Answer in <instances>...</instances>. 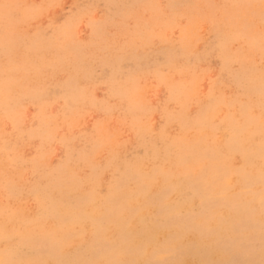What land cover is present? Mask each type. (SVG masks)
<instances>
[{"label":"rangeland","instance_id":"1","mask_svg":"<svg viewBox=\"0 0 264 264\" xmlns=\"http://www.w3.org/2000/svg\"><path fill=\"white\" fill-rule=\"evenodd\" d=\"M263 221L264 0H0V264H264Z\"/></svg>","mask_w":264,"mask_h":264},{"label":"bare ground","instance_id":"2","mask_svg":"<svg viewBox=\"0 0 264 264\" xmlns=\"http://www.w3.org/2000/svg\"><path fill=\"white\" fill-rule=\"evenodd\" d=\"M257 68V67H256ZM245 76V75H244ZM259 76V75H258ZM7 88V87H6ZM10 94V93H9ZM249 96V95H248ZM9 98V97H8ZM261 99V98H260ZM241 100H243V99H241ZM255 103V102H254ZM260 103V102H259ZM179 168V167H178ZM181 168V167H180ZM190 171V170H189ZM190 178V177H189ZM187 179V178H186ZM205 180V179H204ZM192 181H194V180H192ZM170 182V181H169ZM174 182V181H173ZM204 182V181H203ZM199 185V184H198ZM231 190V189H230ZM228 193V192H227ZM91 194V193H90ZM222 196V195H221ZM88 197H90V196H88ZM224 197V196H223ZM239 199V198H238ZM90 201V200H89ZM84 212H86L85 210H84ZM88 214V213H87ZM119 219V218H118ZM254 219V218H253ZM118 222H119V220H118ZM257 222V221H256ZM264 222V221H263ZM132 231V230H131Z\"/></svg>","mask_w":264,"mask_h":264}]
</instances>
